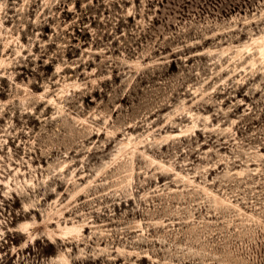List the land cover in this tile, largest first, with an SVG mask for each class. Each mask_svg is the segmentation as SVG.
Returning <instances> with one entry per match:
<instances>
[{
  "label": "rangeland",
  "instance_id": "1",
  "mask_svg": "<svg viewBox=\"0 0 264 264\" xmlns=\"http://www.w3.org/2000/svg\"><path fill=\"white\" fill-rule=\"evenodd\" d=\"M260 48L264 0H0V264H264Z\"/></svg>",
  "mask_w": 264,
  "mask_h": 264
},
{
  "label": "bare ground",
  "instance_id": "2",
  "mask_svg": "<svg viewBox=\"0 0 264 264\" xmlns=\"http://www.w3.org/2000/svg\"><path fill=\"white\" fill-rule=\"evenodd\" d=\"M264 48H260V51L262 52ZM8 183V182H7ZM33 201L31 200L29 203H26L25 206L28 207L30 205H33ZM29 209V208H28ZM31 222L29 220H25L21 223V227L25 230L28 229V225ZM21 228V229H22ZM22 229V230H23ZM64 230L65 233L67 232H72V231H78L79 230V225L77 223L72 222L71 224H65L64 227L62 228ZM28 234V233H27ZM32 238V237H31Z\"/></svg>",
  "mask_w": 264,
  "mask_h": 264
}]
</instances>
